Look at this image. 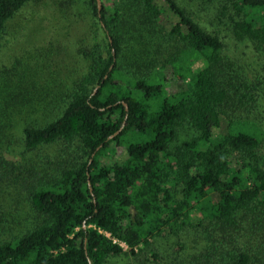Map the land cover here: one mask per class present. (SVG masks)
Wrapping results in <instances>:
<instances>
[{"label": "trees", "instance_id": "1", "mask_svg": "<svg viewBox=\"0 0 264 264\" xmlns=\"http://www.w3.org/2000/svg\"><path fill=\"white\" fill-rule=\"evenodd\" d=\"M32 1L0 0V52ZM159 1L101 0L98 12L68 0L101 34L79 48V77L59 80L42 55L0 69V209L13 187L29 207L0 238V264H161L157 243L184 251L189 235L201 247L165 264H264L249 239L264 234V0L201 1L224 31L192 0H163L167 27ZM225 32L261 62L235 58ZM167 68L183 84L174 93ZM12 146L23 163L5 157ZM115 147L125 157L106 161Z\"/></svg>", "mask_w": 264, "mask_h": 264}, {"label": "rangeland", "instance_id": "2", "mask_svg": "<svg viewBox=\"0 0 264 264\" xmlns=\"http://www.w3.org/2000/svg\"><path fill=\"white\" fill-rule=\"evenodd\" d=\"M67 1H32L9 21L0 52V69L3 66L10 65L16 59H29L30 57L31 59L29 60L33 62L34 56L42 55L44 59H47L53 72H60V75L57 76L59 80L67 81L71 78L79 77L86 71L87 63L79 53V48L93 45L94 38H100V29L97 25H94L93 17L84 2L72 4ZM179 1L184 2V0ZM201 1L203 2V0H192L190 3L196 13L194 14L195 17L205 25L210 22L211 18L212 24L219 26L224 31L225 26L213 18V6L211 8L207 7L210 4L207 1H204L205 4L201 6ZM159 3L164 11L162 23L170 27L176 21V18L171 15L163 0L159 1ZM224 42L227 45L228 51L235 58L241 59L245 66H257L261 62L262 58L252 51L248 43H237L227 33L224 37ZM163 74L166 75L165 87L168 93H174L182 87L183 84L174 79L170 68L165 69ZM68 77L70 78L66 80ZM226 131L227 124L223 122L220 133H225ZM43 153L45 152L43 151ZM34 155L37 156L36 152ZM5 157L12 162L23 163V147L12 146L10 152H5ZM124 157L125 147H115L114 154H110L105 159L108 162H114ZM6 198L7 201L3 202L2 209H0V219H2V223H0L1 239H10L19 233L18 217L29 218L27 214L29 212L28 204L25 196L20 193L19 189L13 187L7 193ZM183 237L189 243L187 247H184V251L178 249V245L175 242L167 240L168 238H164L157 243L161 256H163V261H160L161 264H165V261H168L167 259L174 261L173 256H175L177 249L178 253L186 256V254L189 255L194 252L195 248H198L199 241L193 245L194 241L193 239L191 240L190 235L189 237ZM249 239L251 242L254 240L256 244L264 246V234L259 233ZM148 254V251H144L141 256H148ZM257 255L264 261V249H259ZM110 264L136 263L133 259L119 258L113 260Z\"/></svg>", "mask_w": 264, "mask_h": 264}, {"label": "water", "instance_id": "3", "mask_svg": "<svg viewBox=\"0 0 264 264\" xmlns=\"http://www.w3.org/2000/svg\"><path fill=\"white\" fill-rule=\"evenodd\" d=\"M96 2H97V8H98V12H100V10H101V6H102V3H101V0H96ZM121 130V129H120ZM119 130V131H120ZM118 131V132H119Z\"/></svg>", "mask_w": 264, "mask_h": 264}]
</instances>
